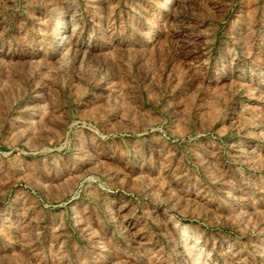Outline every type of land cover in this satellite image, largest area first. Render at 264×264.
<instances>
[{
    "label": "rangeland",
    "instance_id": "rangeland-1",
    "mask_svg": "<svg viewBox=\"0 0 264 264\" xmlns=\"http://www.w3.org/2000/svg\"><path fill=\"white\" fill-rule=\"evenodd\" d=\"M0 264H264V0H0Z\"/></svg>",
    "mask_w": 264,
    "mask_h": 264
},
{
    "label": "bare ground",
    "instance_id": "bare-ground-1",
    "mask_svg": "<svg viewBox=\"0 0 264 264\" xmlns=\"http://www.w3.org/2000/svg\"><path fill=\"white\" fill-rule=\"evenodd\" d=\"M63 39V38H62ZM65 39V38H64ZM61 45H63L64 46V44L63 43H57L56 44V47H60ZM31 122V119H28V120H26V122L25 123H30Z\"/></svg>",
    "mask_w": 264,
    "mask_h": 264
}]
</instances>
